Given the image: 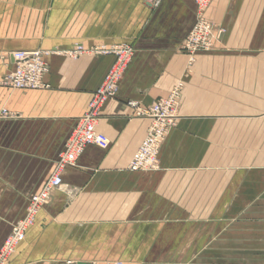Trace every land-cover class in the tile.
Masks as SVG:
<instances>
[{
    "label": "crops",
    "instance_id": "0c3cea01",
    "mask_svg": "<svg viewBox=\"0 0 264 264\" xmlns=\"http://www.w3.org/2000/svg\"><path fill=\"white\" fill-rule=\"evenodd\" d=\"M197 14L194 0H0V79L12 52H49L47 88L0 86V250L116 60L91 50H135L97 122L109 147L64 168L6 264H264V0H212L219 39L190 63ZM179 82L157 169L131 170L151 119L129 102Z\"/></svg>",
    "mask_w": 264,
    "mask_h": 264
},
{
    "label": "built area",
    "instance_id": "2783aa9c",
    "mask_svg": "<svg viewBox=\"0 0 264 264\" xmlns=\"http://www.w3.org/2000/svg\"><path fill=\"white\" fill-rule=\"evenodd\" d=\"M153 6H158L161 0H150ZM198 14L196 22L183 43V49L189 54V62L196 60L200 51H209L219 39V30H216L205 16V11L212 0H194ZM85 52L82 44L67 52L77 57ZM98 54H115L116 60L104 77L103 82L95 90L89 103L88 110L79 118L77 125L70 134L65 149L60 153L56 168L43 189L34 195L28 206L27 215L18 221L11 234L0 250V264H6L9 257L15 252L18 244L25 239L28 229L35 223L36 216L41 208L49 201L51 191L63 185L62 171L67 166L76 164L78 157L89 145L108 148L110 140L106 134L98 131L97 122L103 105L117 96L123 75L134 55L131 46L115 48L97 47L91 50ZM45 51L21 50L12 52L15 67L4 78L0 79V86L14 89H42L48 87L45 83V74L49 66L45 61ZM184 84L177 83L170 94L154 101L150 106L143 107L138 101L129 104L136 109V115L151 119L147 135L138 150L134 153L130 169L133 171H151L158 167L161 146L170 129L176 124L177 111Z\"/></svg>",
    "mask_w": 264,
    "mask_h": 264
},
{
    "label": "rangeland",
    "instance_id": "374dc122",
    "mask_svg": "<svg viewBox=\"0 0 264 264\" xmlns=\"http://www.w3.org/2000/svg\"><path fill=\"white\" fill-rule=\"evenodd\" d=\"M146 1H147V2H148L150 5H151V6H153V5H152V4L149 2L150 0H146ZM153 7H156V6H153ZM131 47L134 49V47H133V46H131ZM96 48H97V47H96ZM100 48H101V47H100ZM212 49H213V48H212ZM212 49H211V50H212ZM211 50H209V51H211ZM45 52H47V51H45ZM205 52H206V51H205ZM48 53H49V52H48ZM48 53H45V56H46V55H48ZM134 53H135V50H134ZM96 54H98V53H96ZM67 55H68V56H70V57H72V58H75V56H73V55H70V54H68V53H67ZM80 55H81V54H80ZM78 56H79V55H78ZM78 56H77V57H78ZM133 56H134V55H133ZM132 58H133V57H132ZM189 58H190V57H189ZM45 61H46V60H45ZM46 62H47V61H46ZM47 64H48V63H47ZM5 87H7V86H5ZM46 88H47V87H46ZM181 96H182V95H181ZM180 99H181V98H180ZM179 106H180V102H179ZM179 106H178V111H177L176 124H175V125H174L172 128H174L175 126H177V125H178V118H179ZM172 128H171V129H172ZM171 129H170V130H171Z\"/></svg>",
    "mask_w": 264,
    "mask_h": 264
}]
</instances>
